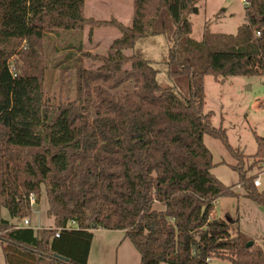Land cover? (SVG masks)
Instances as JSON below:
<instances>
[{
  "label": "trees",
  "instance_id": "trees-1",
  "mask_svg": "<svg viewBox=\"0 0 264 264\" xmlns=\"http://www.w3.org/2000/svg\"><path fill=\"white\" fill-rule=\"evenodd\" d=\"M199 1L134 0L127 26L86 17V0H0V206L23 219L32 215L30 194L44 190L54 219L53 227L35 229L0 217L6 264H87L85 239L96 229L124 230L141 264H264L261 246L247 247L246 234L213 216L215 201L235 192L214 174L204 141L210 135L227 145L239 159L238 184L264 206V190L244 172V153L205 112L206 75L264 76V0H246L247 22L236 34L205 32L201 41L189 38L187 17ZM86 26L91 33L114 26L121 36L106 55L82 52L80 42L78 50L101 64L79 61L74 99L48 104L40 43L48 33ZM157 36L173 43L160 61L173 86L160 82L159 60L135 48ZM22 41L26 65L15 75L8 55ZM209 43L226 48L209 50L201 64L183 55L184 45L201 52ZM255 138L252 165H264V137ZM70 220L79 228L57 237Z\"/></svg>",
  "mask_w": 264,
  "mask_h": 264
},
{
  "label": "rangeland",
  "instance_id": "rangeland-1",
  "mask_svg": "<svg viewBox=\"0 0 264 264\" xmlns=\"http://www.w3.org/2000/svg\"><path fill=\"white\" fill-rule=\"evenodd\" d=\"M133 8L134 0H86L85 15L97 20L117 18L125 25L131 26ZM194 8H197V11ZM245 8L243 0L199 1L187 13L193 26L189 38L201 41L205 32L214 36L236 34L247 22ZM120 36V30L114 26L97 27L92 29V33L89 26H86L83 31L59 30L57 33H48L40 43L43 46L41 70L44 75L45 101L56 105L61 101L73 100L76 87L74 65H77L79 61H82L87 68H96L101 64L99 60L86 57L82 52L106 55L113 40ZM80 42L83 43L82 52L77 48ZM172 44L167 42L164 36H157L140 40L135 48H142L147 57L160 62L168 54ZM27 45L26 41H22L16 43L9 51L8 63L15 75L20 73L26 65L24 54L28 51ZM70 45L75 48H68ZM215 48L225 49L226 47L209 43L203 51L199 52L195 46L187 48L184 45L183 55L201 64L203 62L200 60L201 56ZM132 52V50L126 51L128 55ZM70 53H74L71 55L72 59H67ZM161 64V62L155 64L157 68L163 70L159 74L160 82L173 86V81L168 78ZM205 95V112H212V125L226 130L228 143L235 150L244 153V172L248 176L261 177L262 186L258 188L264 190V165L259 163L252 165L255 162L254 155L258 151L255 132L264 137V76L224 78L208 74L205 76ZM204 141L216 163L213 169L214 174L235 192L234 195L221 196L217 199L215 217L231 223L233 231L243 227L247 231L246 235L251 241H256L257 246L264 244V206L249 198L244 187L238 184L239 173L233 166L239 162V159L229 152L222 140L205 135ZM36 201V204L31 206L32 217L27 216L32 219V225L53 227L54 219L47 214L49 204L44 190L39 198L36 197ZM0 217L12 218L9 210L3 206H0ZM21 220L18 219L15 222L20 223ZM92 235V239H85L89 243L88 252L87 249L84 251L87 264H141L139 251L125 236L124 231L99 229L93 231ZM212 263L231 264L229 259L222 258H213ZM0 264H6L2 241H0Z\"/></svg>",
  "mask_w": 264,
  "mask_h": 264
},
{
  "label": "built area",
  "instance_id": "built-area-1",
  "mask_svg": "<svg viewBox=\"0 0 264 264\" xmlns=\"http://www.w3.org/2000/svg\"><path fill=\"white\" fill-rule=\"evenodd\" d=\"M245 2V4H247V1L246 0H243ZM257 35H261V31H257L256 32ZM254 185L256 187H261L262 186V179L261 177H257L254 179ZM29 200H30V203L32 206H34L36 204V196L35 194H30L29 196ZM17 227H31V228H40V227H37V226H33L32 223H31V220L29 217H25L22 219V221L18 224ZM74 227V228H73ZM79 226H78V223L76 220H70L64 227H61L58 229V232L56 233V236L59 237L60 236V232L62 230H73V229H78ZM210 260V258L208 259V261Z\"/></svg>",
  "mask_w": 264,
  "mask_h": 264
},
{
  "label": "crops",
  "instance_id": "crops-1",
  "mask_svg": "<svg viewBox=\"0 0 264 264\" xmlns=\"http://www.w3.org/2000/svg\"><path fill=\"white\" fill-rule=\"evenodd\" d=\"M132 21H133V19H132ZM217 201V200H216ZM215 201V203H217ZM213 216H215V209H214V213H213ZM32 217V216H31ZM31 219V218H30ZM11 222H13V223H15V221L17 220L16 218H11V219H9ZM21 222V221H20ZM31 223H32V219H31ZM242 229H240V231H242V232H244V234H247L246 232V230L243 228V227H241ZM96 230H99V229H96ZM104 231H111V230H106V229H103ZM95 231V230H94ZM114 231H117V230H114ZM119 231H124V230H119ZM125 232V231H124ZM256 242V241H255ZM259 246H261L263 249H264V244H261V245H259Z\"/></svg>",
  "mask_w": 264,
  "mask_h": 264
},
{
  "label": "water",
  "instance_id": "water-1",
  "mask_svg": "<svg viewBox=\"0 0 264 264\" xmlns=\"http://www.w3.org/2000/svg\"><path fill=\"white\" fill-rule=\"evenodd\" d=\"M194 10L197 11V8H194ZM253 242H254V241H249V242H247L246 246H247V247L252 246V245H253Z\"/></svg>",
  "mask_w": 264,
  "mask_h": 264
}]
</instances>
